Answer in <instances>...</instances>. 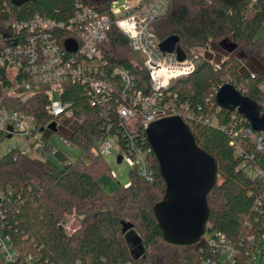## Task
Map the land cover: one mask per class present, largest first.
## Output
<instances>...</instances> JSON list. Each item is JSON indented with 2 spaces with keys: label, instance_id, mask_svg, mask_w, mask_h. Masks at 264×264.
Instances as JSON below:
<instances>
[{
  "label": "trees",
  "instance_id": "1",
  "mask_svg": "<svg viewBox=\"0 0 264 264\" xmlns=\"http://www.w3.org/2000/svg\"><path fill=\"white\" fill-rule=\"evenodd\" d=\"M112 1L31 0L15 5L11 0H0V24L10 19H27L35 13L65 22L79 4L106 14ZM263 24L264 0H170L165 15L149 27L159 42L178 37L177 45L186 55L214 43L225 56L217 64L200 58L192 73L170 81L158 93V104L169 112H179L183 106L189 115L183 119L197 145L216 162V183L207 195L209 216L205 234L220 233L237 245L239 240L264 231V178L250 175L247 170L256 166L264 171V167L255 146L244 135L250 129L249 123L235 110L219 108L215 93L229 83L256 103L264 115V36L259 34ZM224 39L236 45L231 54L217 46ZM119 48L127 49L131 58H120L115 53ZM103 51L110 67L126 68L134 78L135 89L149 92L142 57L129 49L127 39L115 28L110 30ZM260 55L261 60L257 58ZM136 58L140 64L134 62ZM3 76L0 70V82ZM62 101L80 120L65 135L82 152L79 159L71 160L59 149L52 159L45 160L20 155L16 149L0 156V235L9 240L17 254L8 264H204L210 259L218 262L203 237L197 244L187 246L163 240L152 209L161 201L165 185L153 154L149 157L153 182H145L131 169L127 186H120L111 194L98 183V177L108 174L109 169L104 158L92 153L93 140L108 132L119 135L122 144L115 115V105L120 100L112 99L104 108L91 107L83 87L68 84ZM1 103L31 115L38 130L52 120L45 112L47 100L41 93L25 102L3 99ZM135 134L139 146L149 147L142 128L137 127ZM64 214L79 220V228L71 236H66L58 224ZM121 222L133 225L141 240V253H132L134 246L121 233ZM159 243L171 248L170 253L160 251ZM234 264H248V260L241 253Z\"/></svg>",
  "mask_w": 264,
  "mask_h": 264
},
{
  "label": "built area",
  "instance_id": "2",
  "mask_svg": "<svg viewBox=\"0 0 264 264\" xmlns=\"http://www.w3.org/2000/svg\"><path fill=\"white\" fill-rule=\"evenodd\" d=\"M169 2L134 0L131 6L120 9L115 7L117 0H113L106 14L79 4L73 16L65 22H56L37 13L27 19L3 21L0 24V70L4 74L3 82H0V141L13 136L23 140L22 147H12L6 152L16 149L20 155L38 156L45 160L49 158L46 154L52 157L56 149L47 141L38 139L36 133L40 129L36 128L31 115L7 108L1 103L3 99L25 102L43 94L47 100L45 112L52 120L42 128L55 123L57 129L60 119L80 121L69 104L62 101L65 86L78 85L83 87L91 107L104 108L110 105L112 99L120 100L115 105V115L122 144L119 135L107 132L105 136L93 140L95 155L104 158L114 152L116 160L120 157V162L126 161L142 180L153 182L154 171L149 161L152 150L136 143L135 129L139 127L145 131L149 123L166 116L189 118L183 106H180L179 112L171 109L169 112L167 107H161L158 93L170 81L192 73L204 50H191L182 61H178L174 53L159 51L160 42L149 27L155 19L165 15ZM112 28L127 39L133 53L142 57L149 81L148 93L135 89L134 78L126 68L109 66L103 45ZM67 40L75 43L74 52L64 49ZM244 135L250 138L259 155L262 154L264 132L255 135L251 129H246ZM61 138L65 145L72 146L67 138ZM237 152L242 154L241 150ZM247 170L250 175L264 178V171L259 167L249 166ZM58 224L66 236L73 235L79 228V220L68 214L62 215ZM202 237L218 261L210 259L204 264H234L241 253L248 264H264V231L239 240V245L217 232H204ZM16 256L9 240L0 235V263H11Z\"/></svg>",
  "mask_w": 264,
  "mask_h": 264
},
{
  "label": "water",
  "instance_id": "3",
  "mask_svg": "<svg viewBox=\"0 0 264 264\" xmlns=\"http://www.w3.org/2000/svg\"><path fill=\"white\" fill-rule=\"evenodd\" d=\"M11 1L21 5L31 0ZM178 41V37L170 36L159 43L158 49L161 53H174L176 59L182 61L185 53L177 45ZM217 46L226 54L236 49V45L226 39ZM64 49L71 53L76 50V45L67 40ZM215 102L219 108L235 110L242 115L253 132H264L261 108L229 83L217 90ZM46 128L52 133L56 132L55 123H50ZM39 131H43V128ZM145 136L165 185L161 201L152 209L162 238L171 245H195L205 232L209 216L207 195L216 183V162L197 145L189 126L180 116L171 115L152 121L145 130ZM117 162H120V157ZM132 227L131 223L121 222V233L136 246L135 251L141 253V240Z\"/></svg>",
  "mask_w": 264,
  "mask_h": 264
},
{
  "label": "rangeland",
  "instance_id": "4",
  "mask_svg": "<svg viewBox=\"0 0 264 264\" xmlns=\"http://www.w3.org/2000/svg\"><path fill=\"white\" fill-rule=\"evenodd\" d=\"M134 3V0H117L115 4L116 8L122 9V7L131 6ZM259 34L264 36V24L262 25ZM115 53L120 58H131L127 49L119 48L116 49ZM201 54L204 58L208 59L211 63L217 64L220 60L225 58L224 54L220 52L214 43H210L204 50L201 51ZM261 55L257 56L259 60H261ZM134 62L140 64L139 59H134ZM78 123L77 120L73 118H64L58 120V125L55 133L50 132L46 128L43 131H39L36 133V136L40 141H47L48 144L53 149H59L64 152L71 160H77L81 156L82 152L74 147L65 145L64 142L61 140V137H65V135L73 130L75 125ZM264 144V141H263ZM23 140L20 137L13 136L10 138H3L0 141V156H2L8 149L12 147H22ZM92 153L95 155L96 150L93 149ZM49 158L52 159L50 154H46ZM109 169L108 174H102L98 177V183L103 188V190L111 194L113 193L118 187L126 186L129 182V172L131 170L130 166L126 163V161L117 162L115 153L112 152L111 154L104 157ZM259 163L264 167V151L262 154L259 155ZM72 216V215H68ZM130 223V222H129ZM158 249H162L163 253L169 252L172 250L171 248L163 245L161 243L158 244ZM156 251V250H155ZM132 253H136L135 246L132 247ZM170 253V252H169Z\"/></svg>",
  "mask_w": 264,
  "mask_h": 264
},
{
  "label": "flooded vegetation",
  "instance_id": "5",
  "mask_svg": "<svg viewBox=\"0 0 264 264\" xmlns=\"http://www.w3.org/2000/svg\"><path fill=\"white\" fill-rule=\"evenodd\" d=\"M133 254H135V255H136V254H138V253H133Z\"/></svg>",
  "mask_w": 264,
  "mask_h": 264
}]
</instances>
